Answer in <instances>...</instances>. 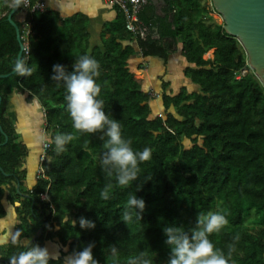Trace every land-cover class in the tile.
<instances>
[{
    "label": "trees",
    "instance_id": "trees-1",
    "mask_svg": "<svg viewBox=\"0 0 264 264\" xmlns=\"http://www.w3.org/2000/svg\"><path fill=\"white\" fill-rule=\"evenodd\" d=\"M162 1L163 17L155 14L151 0L138 14L147 30L144 38L132 37L120 15L105 30L101 46L90 51L82 20L65 23L47 11L28 14L20 4L19 39L26 25L30 30L28 52L22 53L14 72L19 44L7 21L11 1L2 0L0 76L7 77L0 78V223L9 219L12 235L0 245V264H9L12 256L34 243L48 248L50 264H66L74 249L89 242H94L93 254L100 264H115L109 245L117 247L119 264L141 252L154 264H166L162 227H191L198 213L219 209L226 211L228 224L210 235L214 246L227 254L228 246L234 245L230 264H264V87L237 40L225 33L223 23L212 20L208 0L203 5L201 0ZM137 53L140 59L133 66ZM175 53L185 61L183 77L194 90L181 87L174 94L169 82L159 77L157 113L154 97L144 88L141 60L165 64ZM209 53L212 57L204 58ZM83 54L99 62L98 98L106 114L119 120L134 150L152 149L132 186H119L114 176L101 170L100 133L78 134L72 128L63 83L50 79L53 64L71 71ZM242 69L247 74L236 78ZM13 93L36 100L44 110L45 142L58 133L74 136L60 154L47 142L45 179L37 176L29 188L23 168L29 152L18 142L8 115ZM38 157L39 153L36 170ZM137 185L135 194L145 200V211L141 221L133 214L124 224L119 217ZM105 186L107 200L100 196ZM249 214L258 218L251 227L244 224ZM81 215L94 220L95 229L81 230L78 223L73 227L71 219Z\"/></svg>",
    "mask_w": 264,
    "mask_h": 264
},
{
    "label": "clouds",
    "instance_id": "clouds-1",
    "mask_svg": "<svg viewBox=\"0 0 264 264\" xmlns=\"http://www.w3.org/2000/svg\"><path fill=\"white\" fill-rule=\"evenodd\" d=\"M99 75V62L83 54L73 62L71 71H67L62 64H53L50 79L63 83L66 111L71 118L72 128L78 134L100 133L99 138L104 141V151L99 158L101 170L109 177L114 176L119 186H132L139 177L140 164L151 159L152 149L145 146L142 150H134L131 140L122 135L119 120L106 114L104 101L98 98ZM46 139L49 144L54 145V151L60 154L66 150L65 146L73 141L74 136L72 133H58ZM108 187L105 186L100 192V196L105 200L109 199ZM139 190L140 185H137L135 191L127 196L119 217L124 224L133 220V214L136 221H141L145 211V200L135 194ZM226 215L223 209L210 210L206 213H198L191 227L186 228L182 224L175 223L164 225L163 242L168 247L166 264H230L234 245H229L225 254L209 239L210 235L219 233L228 224ZM71 220L72 226L75 227L78 223L81 230H92L96 227L94 220L83 215ZM235 239L238 237H234ZM94 247V242H89L79 250L74 249L67 257L66 264H100L94 257ZM109 254L115 264H119L115 259L118 255L115 245H109ZM51 259L47 247L34 243L12 256L9 264H50ZM127 264H154V262L152 258L141 252L130 257Z\"/></svg>",
    "mask_w": 264,
    "mask_h": 264
},
{
    "label": "crops",
    "instance_id": "crops-1",
    "mask_svg": "<svg viewBox=\"0 0 264 264\" xmlns=\"http://www.w3.org/2000/svg\"><path fill=\"white\" fill-rule=\"evenodd\" d=\"M151 1L155 14L159 12L160 16L163 15L161 3L157 0ZM42 2L45 11L56 14L62 22L69 23L82 20L85 23L89 51L95 47H100L102 40L107 36L105 30L120 20V14L117 10L103 0H42ZM139 59L140 54H135L131 65H136ZM141 61L147 63L143 73L145 89L157 86L155 83L160 85L159 77L161 76L166 82H169L170 89L173 84L172 78L176 72L175 67H179L177 72L181 74V85H177V92L181 87L194 90V87L188 84L183 77L182 70L186 67V63L178 53L170 55L165 64L158 60ZM8 115L18 135V142L24 144L29 152L23 167L26 170L25 186L29 188L37 178L36 156L43 140L42 132L45 120L43 110L36 100L29 102L25 94L13 93L9 96ZM10 223L11 221L0 223V245L5 244L12 235Z\"/></svg>",
    "mask_w": 264,
    "mask_h": 264
},
{
    "label": "water",
    "instance_id": "water-1",
    "mask_svg": "<svg viewBox=\"0 0 264 264\" xmlns=\"http://www.w3.org/2000/svg\"><path fill=\"white\" fill-rule=\"evenodd\" d=\"M157 1L163 3L162 0ZM11 2L12 8L7 21L13 27L19 44L17 68L14 71L16 72L21 65L23 50L17 27L23 17V10L19 11V0H11ZM211 4L224 24L225 33L237 40L246 55L249 69L264 87V0H211ZM156 15H159V12ZM4 77L7 76H0V78Z\"/></svg>",
    "mask_w": 264,
    "mask_h": 264
},
{
    "label": "built area",
    "instance_id": "built-area-1",
    "mask_svg": "<svg viewBox=\"0 0 264 264\" xmlns=\"http://www.w3.org/2000/svg\"><path fill=\"white\" fill-rule=\"evenodd\" d=\"M20 4L23 7V10L27 11L28 14H32L33 12H42L45 11L44 4L42 0H19ZM111 7H114L117 12L122 16L124 23H125V29L129 34L136 38L137 36L139 38H144L146 35V28L142 26L138 19V14L140 10L143 8V6L146 5L147 0H103ZM210 3V10L217 14L212 7L211 0H209ZM218 15V14H217ZM22 20V19H21ZM223 23V22H222ZM30 27L29 25H26L24 28L23 35L20 36V39L23 41L22 43V53L25 55L27 54V36L29 34ZM143 66L145 67V62H143ZM247 74V71L245 69L240 70L239 74L236 76V78L243 77ZM44 113V110H43ZM44 130L43 129L42 135L43 140L41 141L40 145V151H39V157H38V164H37V176L40 178L45 179L44 176V169H43V162L46 157V151L49 147L48 143L44 140ZM43 199H46V195H43Z\"/></svg>",
    "mask_w": 264,
    "mask_h": 264
},
{
    "label": "rangeland",
    "instance_id": "rangeland-1",
    "mask_svg": "<svg viewBox=\"0 0 264 264\" xmlns=\"http://www.w3.org/2000/svg\"><path fill=\"white\" fill-rule=\"evenodd\" d=\"M3 1H6V2H10L9 0H3ZM201 2V5H203L204 4V1L203 0H201L200 1ZM205 4H206V6H207V8L209 9L210 8V3H209V0L208 1H206L205 2ZM9 7H12V2L11 3H9ZM2 8H3V5H2V0H0V16L4 13V11L2 10ZM209 11V15L211 16V18H212V20L215 22V23H217V24H221L222 23V20H221V18H220V16L219 15H217V14H215V13H213L212 11H210V9L208 10ZM208 57H211V54L209 53V54H206L205 56H204V58H208ZM147 65V63L145 64V66ZM177 66V65H176ZM178 68L179 67H175V70H176V72H175V74H174V76H173V84L170 86V90L173 92V93H176L177 92V85L179 86V85H181V74L179 73V72H177V70H178ZM180 70V69H179ZM255 77V76H254ZM256 78V77H255ZM256 80H258L257 78H256ZM258 82H259V80H258ZM260 83V82H259ZM155 85H157V86H152V88L151 89H146V90H150V92H151V94H152V96L154 97V110H155V112H157V113H160L161 112V109H160V104H159V89H158V84L157 83H155ZM153 91V92H152ZM257 217H255L254 215H252V214H249L246 218H245V220H244V224L246 225V226H248V227H251L253 224H255L256 223V221H257ZM5 221H9V219H6ZM4 221V222H5ZM10 226L12 225V222L9 224Z\"/></svg>",
    "mask_w": 264,
    "mask_h": 264
},
{
    "label": "flooded vegetation",
    "instance_id": "flooded-vegetation-1",
    "mask_svg": "<svg viewBox=\"0 0 264 264\" xmlns=\"http://www.w3.org/2000/svg\"><path fill=\"white\" fill-rule=\"evenodd\" d=\"M159 3H160V2H159ZM161 5H162L163 8L165 7L163 3H161ZM159 7H160V6H159Z\"/></svg>",
    "mask_w": 264,
    "mask_h": 264
}]
</instances>
